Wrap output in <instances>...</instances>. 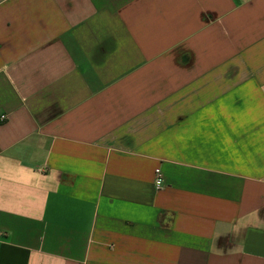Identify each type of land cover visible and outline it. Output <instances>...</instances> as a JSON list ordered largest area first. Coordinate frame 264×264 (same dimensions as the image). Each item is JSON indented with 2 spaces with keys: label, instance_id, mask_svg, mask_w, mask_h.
Wrapping results in <instances>:
<instances>
[{
  "label": "crops",
  "instance_id": "1",
  "mask_svg": "<svg viewBox=\"0 0 264 264\" xmlns=\"http://www.w3.org/2000/svg\"><path fill=\"white\" fill-rule=\"evenodd\" d=\"M0 117V264H264V0H0Z\"/></svg>",
  "mask_w": 264,
  "mask_h": 264
},
{
  "label": "built area",
  "instance_id": "2",
  "mask_svg": "<svg viewBox=\"0 0 264 264\" xmlns=\"http://www.w3.org/2000/svg\"><path fill=\"white\" fill-rule=\"evenodd\" d=\"M0 120L1 121L4 120V117H0ZM156 175H157V177H159V172L158 171H156Z\"/></svg>",
  "mask_w": 264,
  "mask_h": 264
}]
</instances>
